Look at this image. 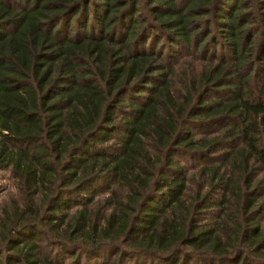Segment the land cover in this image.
Instances as JSON below:
<instances>
[{
  "label": "trees",
  "instance_id": "1",
  "mask_svg": "<svg viewBox=\"0 0 264 264\" xmlns=\"http://www.w3.org/2000/svg\"><path fill=\"white\" fill-rule=\"evenodd\" d=\"M254 9L0 0V264H264Z\"/></svg>",
  "mask_w": 264,
  "mask_h": 264
},
{
  "label": "rangeland",
  "instance_id": "2",
  "mask_svg": "<svg viewBox=\"0 0 264 264\" xmlns=\"http://www.w3.org/2000/svg\"><path fill=\"white\" fill-rule=\"evenodd\" d=\"M246 1H247L249 9L255 10L254 7L256 5L257 0H246ZM252 25H254L256 27V29H259L258 33L261 32V37L263 38V40H262L263 42L262 43H264V25L262 24V22L260 20H257ZM189 53L191 54V56H184V55H189ZM199 54L200 53H195V52L190 50L189 52H187V53H185L183 55H180L178 58L181 57L180 58V63H182L184 61H188L189 59L199 58L198 57ZM201 62L202 61L197 60V61L194 62V64L198 65ZM202 63H204V62H202ZM256 83H258V82H256ZM255 91H256L257 94L259 93V85L258 84H256V86H255ZM191 164H197V162L196 163L191 162ZM195 173H196V169H192V172L190 174H195ZM15 192H16L15 185H14L13 180L11 179L10 174L8 172L1 171L0 172V212H1L2 206H4L5 204L7 205L9 200L12 197H15L14 196ZM46 250H47V252L49 254H51V253L53 254V252H51L52 251V247L48 246L46 248ZM51 257L53 258V255ZM103 261H104L103 258H98V259H95V260L94 259H86V258H84V259L81 260V262L79 264H100ZM69 263H71V258H68L66 260V264H69ZM128 264H133V263L129 262ZM187 264H199V263L191 262V263H187Z\"/></svg>",
  "mask_w": 264,
  "mask_h": 264
}]
</instances>
